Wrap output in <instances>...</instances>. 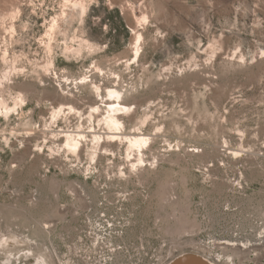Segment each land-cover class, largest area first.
Returning <instances> with one entry per match:
<instances>
[{
	"label": "rangeland",
	"instance_id": "374dc122",
	"mask_svg": "<svg viewBox=\"0 0 264 264\" xmlns=\"http://www.w3.org/2000/svg\"><path fill=\"white\" fill-rule=\"evenodd\" d=\"M36 263L264 264V0H0V264Z\"/></svg>",
	"mask_w": 264,
	"mask_h": 264
},
{
	"label": "bare ground",
	"instance_id": "6f19581e",
	"mask_svg": "<svg viewBox=\"0 0 264 264\" xmlns=\"http://www.w3.org/2000/svg\"><path fill=\"white\" fill-rule=\"evenodd\" d=\"M70 1V0H69ZM66 2V0H65ZM77 3V2H75ZM79 4V2L77 3V5ZM70 5V4H69ZM66 6V5H65ZM84 6V5H83ZM63 8V7H62ZM72 8V6L70 7ZM85 8V7H84ZM73 9V8H72ZM71 9V10H72ZM76 9V8H75ZM84 11V10H83ZM81 13V12H80ZM83 13V12H82ZM81 13V14H82ZM80 15V14H79ZM57 17V16H56ZM64 17V16H63ZM61 18V16H60ZM53 24L52 27L55 25L56 26V20L52 19ZM54 26V27H55ZM50 29V28H49ZM138 35V34H137ZM141 36L138 35L136 40H140ZM136 46V45H135ZM136 51V50H135ZM137 55H135L136 57ZM83 79V78H82ZM80 79V81L82 80ZM84 81V79H83ZM83 83V82H82ZM93 88L96 91H99V89L96 86H93ZM100 94V93H99ZM99 99L101 100V103H105V107L108 108V110L106 111V117H104L103 123L106 126L107 130L109 132H111L110 134H108L109 136L106 137V139H111L114 137H117L119 139V136L117 135H122L121 133H119L121 131V129H123L124 127L122 126V124L120 123L118 117L123 114L124 112H128L130 108L125 107L122 103L121 100L119 101L118 99H121V94L120 92H118L117 90L114 89H110L107 91V94L104 97H101L99 95ZM109 98V99H108ZM18 99V98H17ZM21 101V100H20ZM18 104V103H17ZM99 106L97 105V103L94 104V106H92L91 108V114L93 112H99ZM8 112V111H7ZM78 113V111L76 109H73L69 106L62 108V107H57L55 109V111L52 112V115L50 116L52 119H55V117H57L60 114H65V113ZM61 116V115H60ZM90 117V116H89ZM51 119V120H52ZM54 121V120H53ZM91 132V131H90ZM96 133V132H95ZM63 135L61 136V138L63 139L64 142V146H66L68 149H70L72 152L75 151H80V148H82L81 146V140L84 139L83 135L80 133H68V132H63ZM98 135V134H97ZM97 135H93L92 136V141H101V137L97 136ZM107 135V134H106ZM122 140H126V143L129 144L130 147H139L142 146L144 143H146V139L143 137H139V136H123V138H121ZM128 146V147H129ZM140 159V158H139ZM138 162H141V160H138ZM143 163V162H142ZM141 164V163H140ZM37 264V263H36ZM42 264V263H40ZM197 264V263H195Z\"/></svg>",
	"mask_w": 264,
	"mask_h": 264
}]
</instances>
